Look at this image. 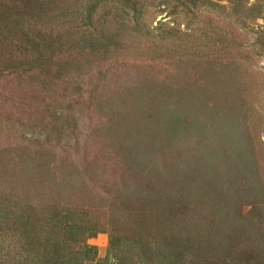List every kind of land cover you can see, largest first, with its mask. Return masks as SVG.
<instances>
[{
  "label": "rangeland",
  "instance_id": "374dc122",
  "mask_svg": "<svg viewBox=\"0 0 264 264\" xmlns=\"http://www.w3.org/2000/svg\"><path fill=\"white\" fill-rule=\"evenodd\" d=\"M226 2L227 7L232 5L240 15L239 23L253 30L264 27V0ZM163 14V11L146 8L143 18L147 21L139 34L132 28L133 20L128 21V25L123 23L119 44L110 46L99 60L83 55H74V59L80 61L67 65L59 60L63 66L48 84L43 85L40 79L31 80L26 76L28 74L17 80L14 72L1 78L0 148L13 150V155L7 156V153L3 161L0 159V188L5 192L20 190L21 194L20 184H31L35 188H30L29 192L41 201L45 193L50 195L49 189L54 186L60 194L59 201L88 208L91 220L105 225L108 213L99 208L89 211L87 203L100 207L101 203L93 202L94 196L104 195L103 203L109 199L112 194L104 190L113 180L119 191L125 187L127 192L137 182L147 200L159 204L165 201L164 205H167L166 210L158 206L162 213L165 212L162 223L153 217L154 207L148 212L133 211L138 233L151 237L157 225H165L168 230L164 239L172 235L173 240L175 234L183 236L187 221L193 220L190 215L182 214L183 206H178L182 199L181 188L190 195L199 183L197 174L204 172L201 175L209 176L216 172L213 180L216 186L222 187L219 194L224 193L222 200L225 202L218 211L210 209L207 221L197 217V224L186 227L189 237L185 239L187 244L181 247L185 260L182 264H264V188L252 187L248 191L247 186L238 185V176L232 181L239 190L230 187L231 182L223 179V175L229 178L223 169L226 167L225 151L209 159L202 155L197 163L190 158L194 152H205L206 146L217 147L220 141H227L230 149L229 144L239 146L244 142L238 136L230 135L242 131L248 139L236 160L246 165L256 164L254 177L264 182V58L250 66L238 58L236 47L227 54L217 47L208 49V56H220V62H227V66L225 70L213 69L207 75L201 67L205 53L187 45L188 41L195 43L198 40L197 33L192 32L195 38L178 37L179 34L187 36L178 31L184 28L185 18L178 19L180 23L176 25L169 21L171 16L164 17ZM158 21L175 28L179 34L161 33L163 25L156 27ZM238 22L231 17L228 25L232 28ZM145 25L153 27L148 34L144 32ZM246 36L252 39L253 32H247ZM151 39L157 41L153 43ZM158 39L162 40L158 42ZM186 85L193 86L192 100L215 102V108L227 112L230 121L238 120L241 129L223 133L220 138L202 132L195 124L194 115L185 120L181 118V123L178 120L182 114L178 112L180 107L176 112L175 109L184 101L177 98L175 88ZM167 88H172L173 94L167 102L159 103L162 106L159 109L163 110L158 112L156 102L163 97L161 94L167 93ZM143 93L152 94V99L145 102L146 97H143L141 105L137 97ZM155 93L158 95L156 105L152 101ZM169 106L170 110L167 109ZM51 110L56 118L49 114ZM7 111L15 114L10 120L12 123L4 118L3 113ZM121 116L138 125L137 131L127 129L129 124L124 125L123 131L118 130L115 121ZM162 134L172 139L169 141L173 144L181 142L184 154L173 155L165 146ZM220 147H223L222 143ZM33 150L37 151L35 155H32ZM24 151L31 153L19 157ZM213 158L216 161L212 165L214 170L210 173L212 167H205L209 172L202 171L201 167L211 165ZM137 159L151 161L137 165ZM219 174L223 178L217 181ZM34 180L38 185L29 183ZM170 198L174 203L168 204ZM253 205L255 210H252ZM124 221L119 225L121 230L135 235L131 225H125ZM85 243L90 244L92 251H85L82 264H94L105 253L107 230H86ZM3 244L9 245V241L5 240Z\"/></svg>",
  "mask_w": 264,
  "mask_h": 264
},
{
  "label": "trees",
  "instance_id": "16d2710c",
  "mask_svg": "<svg viewBox=\"0 0 264 264\" xmlns=\"http://www.w3.org/2000/svg\"><path fill=\"white\" fill-rule=\"evenodd\" d=\"M226 1L230 0H0V80L14 72L17 74L15 75L17 80L23 79V75L28 74L26 76L31 80L40 79L44 85L48 84L55 73L59 71L61 66L59 60L64 65L79 62L80 60L74 59V55H83L99 60L106 54L110 46L114 47L119 44L123 23L128 25V21L133 20V30L137 33L143 31L141 30L144 26L143 23L147 21L143 18L146 8H152L155 12L163 11V16H171L169 21H174L176 25L180 23L178 19L185 18L184 28L178 31L187 34V36L175 32V28L172 29L171 26L160 21L156 27L163 25L161 33H167L170 36L178 33V37H187L185 39L195 38V34L192 33L194 30L198 40L195 43L188 41L187 45L189 48H195L197 52L202 50L206 54H204L201 67L203 71L207 72V75L213 69L216 70L219 67L221 70H225L227 66V62H220V56L212 58L207 55L208 49L213 50L215 47L225 54L236 47L238 58L253 66L252 64H255L260 58H264V27L253 30L249 26L239 23L240 15L236 14V9L232 5V9L227 7ZM231 17L239 25L232 26L234 29L228 25ZM241 18L243 17L241 16ZM149 28V25H145L144 32L150 33L153 27ZM249 31L253 32L252 39H248L246 36ZM160 36L163 37V34ZM151 40L153 43L157 41ZM161 40L158 39V42ZM164 40L166 39L164 38ZM70 53L73 55L70 56ZM221 59L223 58L221 57ZM192 87L186 85L175 88L177 98L179 96L184 101L182 105L177 104V108L175 107V112L178 111V107H180L179 114L182 112L180 117L178 116L181 123L187 116L194 115V117L196 116L195 124L202 132L206 131L208 136H220V138H223L221 137L223 133H232L231 130L236 132V129H241L242 126L238 120L230 121L227 112L222 110L221 112L219 108H215V102L192 100L190 98ZM170 90L172 88H167V93L161 94L163 97H159L158 101L156 99L158 95L154 94L152 101L154 105H156L155 100L157 101V111L163 110L159 109L162 108L159 103L167 102L170 95L173 94ZM151 96L152 94L143 93L137 99L141 100L142 105L143 97H146L145 102H151ZM46 109H48L47 106ZM167 109L170 110V106ZM52 110V113L49 114L54 116ZM3 115L8 122L15 118V114H12L11 111H7ZM54 117L56 118L57 115ZM181 118L183 119L181 120ZM115 122L119 127L116 129L118 128L120 131L127 127L126 124H129L127 129L137 131L135 127L138 125L129 123L130 121L123 119V116ZM198 127H195L196 130ZM231 136H238L244 143L248 139L242 131ZM163 137L165 146L169 148L170 152L172 151L173 155L180 157V154H184L183 150L181 151L183 147L181 142L173 144L169 141L172 139H168L165 135ZM174 137L179 140L178 136ZM226 142L220 141L223 147H220V143L217 147L206 146L205 152L201 151L196 154L194 152L190 158L194 163H197L202 155L209 159L210 156L225 151L223 159L226 167L223 169L229 178L223 174L224 178L220 177L219 174L217 181L222 178L226 179L229 183L231 182L230 187L239 190L237 184L232 181V178L238 176L240 179L238 185L247 186L245 189L248 188V191L252 190V187L255 189L264 188V182L260 178L254 177L257 174L256 164L247 163L246 165L236 160L242 154L244 143L241 142L239 146L229 144L232 148L230 149ZM12 151L0 148V159L3 161L7 153V156H12ZM227 151L229 154H226ZM32 152V155L37 153L34 150ZM28 153L31 152L24 151L18 156H27ZM212 160L214 162L211 165L206 164L201 167V170L209 172L205 167L215 165L216 161L214 158ZM150 161L149 159H137V165L145 162L150 163ZM223 166L224 164H221V167ZM211 169L214 170V168H210V173ZM134 174L137 175L135 172ZM201 174L205 173L197 174L199 183L194 191H190V195L186 194L184 187L180 190L182 199L178 206H183L182 214L190 215L193 220L187 221L183 236L175 234L178 237L174 236L173 240L172 235L168 239H164L168 230L165 225H157L151 237L138 233L140 230H137V217L132 216L133 211L148 212L154 207L153 217L162 223L165 212L162 213L163 210L158 209V206L167 209V205H164L165 201L159 204L147 200L148 197H145L146 194L143 193L141 185L136 184L137 182L127 192L125 187L124 191H119L113 180V183H109L104 190L112 194L109 199L103 203L104 195L94 196L93 202L101 203L100 207L93 203H87L89 211L99 208L108 213L104 221L105 225L98 221H92L93 219L91 220L88 216V208L59 201L60 194L54 190V186L49 189L50 195L45 193L41 201L36 200L29 192L30 188H35L31 184H20L21 190H23L21 194L20 190L5 192L0 188V264H82L83 259L86 258L85 251H92L90 244L85 243V232L88 229L91 231L107 230L105 253L102 257H98L94 264H182L185 260L181 247L187 244L185 239L189 237V229L186 227L193 226V223L197 224V217L199 220L207 221L210 209L218 211V208L225 202L222 200L224 193L219 194L222 187L216 186L217 183L213 180V175L217 173L212 172V175L209 176ZM30 182L38 185L36 180ZM41 185L43 186V184ZM185 196L186 199H184ZM169 201L168 204L172 203V198ZM126 204H130V207H126ZM252 210H255V206ZM225 212L228 213V211ZM123 221L125 225H131L133 231L136 232L135 235L131 236L128 232L121 230L119 225ZM179 232L181 233V231ZM5 240L9 241V245L3 244Z\"/></svg>",
  "mask_w": 264,
  "mask_h": 264
}]
</instances>
